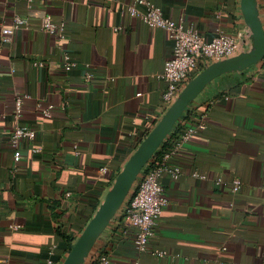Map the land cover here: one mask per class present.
<instances>
[{"label": "crops", "instance_id": "0c3cea01", "mask_svg": "<svg viewBox=\"0 0 264 264\" xmlns=\"http://www.w3.org/2000/svg\"><path fill=\"white\" fill-rule=\"evenodd\" d=\"M148 1L207 40L223 32L252 47L242 0ZM131 4L0 0V264H44L53 247L63 263L64 232L92 219L166 113L161 76L174 44L163 29L131 17ZM16 17L27 24L4 42ZM48 18L64 25L63 39L43 30ZM202 120L206 129L169 161L179 177L160 179L168 205L147 250L137 249V229L119 211L85 264L103 255L110 264H264V60L214 80L177 125ZM18 126L35 138L21 143L16 164ZM233 179L242 182L236 194Z\"/></svg>", "mask_w": 264, "mask_h": 264}, {"label": "built area", "instance_id": "2783aa9c", "mask_svg": "<svg viewBox=\"0 0 264 264\" xmlns=\"http://www.w3.org/2000/svg\"><path fill=\"white\" fill-rule=\"evenodd\" d=\"M29 1L33 2L34 0ZM127 12L131 17L145 23L149 28H161L166 31L174 44L173 56L166 61L161 76L166 84L163 94L166 110L177 100L188 82L206 67L213 63L234 58L245 51L244 36H230L219 32L213 39L207 40L198 31L186 29L182 24L166 18L162 10L148 0H132ZM260 15L263 20L264 12ZM26 24L25 19L16 17L13 27L3 30L4 42H11L16 28ZM43 30L49 34L58 35L62 39L64 38V25L57 26L51 22L50 18L46 20ZM71 66L67 65V69ZM22 102L21 98H17V116H20ZM43 114L50 117L51 109L44 110ZM204 118L205 116L203 120ZM203 120L199 124L185 129L175 148L166 151L158 161L154 159L155 155L153 156L141 172L135 188L120 210L123 212L125 221L137 229L135 244L140 251L147 250L151 239L156 234L159 219L168 205V198L160 179L164 173H171L176 179L179 177L180 171L172 169L169 166V161L185 143L206 129ZM34 138L35 132L26 127L18 126L15 129L11 138V146L14 150L16 164L20 162L22 156L21 143L31 141ZM223 184V179L216 180V185L221 186ZM241 189V180L233 179L230 183L231 192L236 194ZM70 198L71 195L67 194L66 199ZM158 254L161 256L164 252ZM95 261L97 264H110V259L104 255L96 258ZM44 264H62L56 258L54 247L47 252Z\"/></svg>", "mask_w": 264, "mask_h": 264}, {"label": "water", "instance_id": "95a60500", "mask_svg": "<svg viewBox=\"0 0 264 264\" xmlns=\"http://www.w3.org/2000/svg\"><path fill=\"white\" fill-rule=\"evenodd\" d=\"M245 23L252 33V47L234 58L213 63L191 79L177 100L146 136L119 173L104 203L70 249L62 264H85L96 242L130 197L138 178L202 91L217 78L246 71L264 60V23L258 0H242Z\"/></svg>", "mask_w": 264, "mask_h": 264}, {"label": "trees", "instance_id": "16d2710c", "mask_svg": "<svg viewBox=\"0 0 264 264\" xmlns=\"http://www.w3.org/2000/svg\"><path fill=\"white\" fill-rule=\"evenodd\" d=\"M185 129L186 128L182 127L181 125H177L173 129L171 134L168 136V138L164 141V143L160 147V150H158L156 152L154 159L158 161L160 159V157L166 151H170V150L174 149L175 146L177 145V143L180 141V137L184 133ZM148 133H149V131H148ZM86 224H87V222H86ZM86 224H85V226H86ZM85 226L78 229L76 231V233L71 231V229L69 231L64 232L63 238L67 244L68 250H70L72 248V246L74 245V243L76 242L77 237H78L76 234L80 235L82 233V231L84 230ZM92 264H97V263L93 262Z\"/></svg>", "mask_w": 264, "mask_h": 264}]
</instances>
